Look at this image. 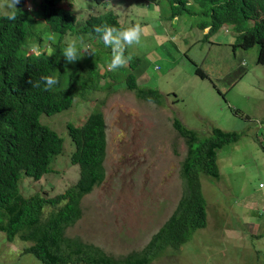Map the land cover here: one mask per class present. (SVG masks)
<instances>
[{
  "label": "rangeland",
  "instance_id": "374dc122",
  "mask_svg": "<svg viewBox=\"0 0 264 264\" xmlns=\"http://www.w3.org/2000/svg\"><path fill=\"white\" fill-rule=\"evenodd\" d=\"M40 1L20 0L17 7L34 11ZM72 2L76 29L90 15L106 11L117 15L122 29L141 25V44L125 51L139 63L131 71L128 65L111 70V55H96L98 73L109 72L113 80L110 87L92 90L86 97L77 94L69 108L42 114V123L63 139V149L50 164L51 172L38 180L23 175L20 192L52 197L76 182L79 168L68 159L74 145L67 123H83L98 106L105 120L106 176L83 196L82 216L66 235L94 244L107 255L141 253L151 238L146 235L162 223L161 212L174 208L182 196L179 173L187 146L174 117L200 138L213 125L237 130L240 140L216 152L218 178L199 176L204 204L196 196L195 207L199 211L203 207L206 226L194 230L179 248L170 245L148 264H264V188L258 186L264 184V66L256 64L258 48L234 53L237 33L230 27L204 37L197 25L208 18L200 13L180 11L167 19L159 11L165 0ZM10 11L7 0H0V14ZM67 35L65 43L76 38ZM77 40L97 48L96 37L85 34ZM195 68L205 78L194 75ZM128 72L140 86L158 89L160 102L140 98L123 86ZM105 81L110 79L99 84ZM21 250V242H6L0 234V264H34Z\"/></svg>",
  "mask_w": 264,
  "mask_h": 264
},
{
  "label": "trees",
  "instance_id": "16d2710c",
  "mask_svg": "<svg viewBox=\"0 0 264 264\" xmlns=\"http://www.w3.org/2000/svg\"><path fill=\"white\" fill-rule=\"evenodd\" d=\"M105 1L94 0L95 4ZM165 1L168 6L165 4L159 11L165 12L167 19L179 16L180 11L203 14L208 20H201L197 27L201 31L206 29L203 34L206 38L220 28L230 27L237 33L232 44L234 53L256 46V64L264 66V0ZM63 2L67 3L66 7L61 5ZM71 4L72 0H41L34 11L18 6L15 21L0 14V234L6 242H21V253L29 255L34 264H148L170 245L183 243L190 230L204 228L203 207L200 206V211L195 207L196 196L204 204L199 176L218 178L216 152L239 141L241 132L213 125L207 136L200 138L174 117L173 124L187 146L179 173L182 198L141 253L107 255L77 237L68 238L67 229L71 234V227L81 218L83 196L106 176L107 141L102 110L95 106L83 123H67V133L74 145L68 159L79 168L74 184L49 197L41 193L24 196L19 183L23 175L38 180L51 172L50 164L62 152L63 139L54 128L42 123V114L65 110L77 94L86 97L92 90L110 87L113 81L109 72L98 73L101 66L96 55H111V49L99 39L94 27L107 24L122 29L117 15L111 11L90 15L76 29V14L70 9ZM194 6L196 11L189 9ZM67 33V36L76 35L75 39L85 34L96 37L94 55L82 53L84 56L78 61L66 63L62 53L67 45L64 37ZM138 63L139 59H132L128 63L130 71ZM193 73L205 78L197 68ZM44 76L56 78L58 84L46 91L43 85L37 88L28 83ZM101 79L110 81L99 84ZM122 85L135 90L143 99L160 102L162 97L158 89L137 84L130 72ZM233 109L239 112L238 108ZM182 218L187 223H181ZM178 228L179 234L175 235Z\"/></svg>",
  "mask_w": 264,
  "mask_h": 264
},
{
  "label": "clouds",
  "instance_id": "9594fccd",
  "mask_svg": "<svg viewBox=\"0 0 264 264\" xmlns=\"http://www.w3.org/2000/svg\"><path fill=\"white\" fill-rule=\"evenodd\" d=\"M18 4H20V0H7V7L9 9H11L10 12L6 13V18L8 20L15 21L17 19V9H19L17 7ZM29 10H31V9H29ZM142 31H143V29H142L141 25H139V24H135V25L129 26L127 28H123V29L115 27V26H110L107 24L98 25V26L94 27V32L98 34L99 39L103 42V44L106 47L111 49V60H110V63L108 65V67L111 70H116L117 68L126 67L128 65V63L132 60L131 55L125 56V51L128 47L141 44ZM79 45L80 46H78L77 39H72L67 43V45L65 46L63 53H62V56H63L64 60L66 61V63L71 64V63L78 61L79 59H81L84 56V55H82V53L94 55V50L90 49L87 46H83L82 40H80ZM28 83H30L33 87H37V88H39L43 85L44 90L47 91V90H51L53 88V86L57 85L58 80L54 77H51V76H44V77H41V79L35 83H33L32 81H28ZM180 179H181V177H180ZM181 183L183 186L182 179H181ZM260 183H262V182H260ZM199 184H200V181H199ZM258 186H259V184H258ZM181 195H182V192H181ZM181 198H182V196H181ZM179 201H178V203H179ZM178 203H177V205H178ZM177 205L172 209L163 210L161 212L162 216L159 219V220L163 219L162 223L160 225H158L157 227H155V225H154L151 232L146 236H148V237L150 236L152 238V236H154L158 232V229L160 228V226L169 218L170 214L175 210ZM82 213H81V216H82ZM181 223H187V222L182 218ZM205 226H206V224H205ZM196 229L190 230V233H188V237ZM154 230H156V233L154 232ZM177 234H179V228H178L177 233L175 235H177ZM188 237L183 243L179 244L178 242H176V246H172V247L174 249L179 248L188 240ZM91 245L95 246L94 244H91ZM168 248H170V247H168Z\"/></svg>",
  "mask_w": 264,
  "mask_h": 264
},
{
  "label": "built area",
  "instance_id": "2783aa9c",
  "mask_svg": "<svg viewBox=\"0 0 264 264\" xmlns=\"http://www.w3.org/2000/svg\"><path fill=\"white\" fill-rule=\"evenodd\" d=\"M259 187L260 188H264V184L263 183H259Z\"/></svg>",
  "mask_w": 264,
  "mask_h": 264
},
{
  "label": "crops",
  "instance_id": "0c3cea01",
  "mask_svg": "<svg viewBox=\"0 0 264 264\" xmlns=\"http://www.w3.org/2000/svg\"><path fill=\"white\" fill-rule=\"evenodd\" d=\"M206 29H204V31H205Z\"/></svg>",
  "mask_w": 264,
  "mask_h": 264
}]
</instances>
